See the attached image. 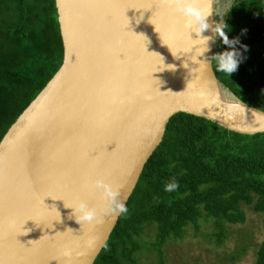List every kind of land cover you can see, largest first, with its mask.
<instances>
[{"label":"water","instance_id":"obj_1","mask_svg":"<svg viewBox=\"0 0 264 264\" xmlns=\"http://www.w3.org/2000/svg\"><path fill=\"white\" fill-rule=\"evenodd\" d=\"M194 3L217 21L216 0ZM55 5L62 64L0 140V264H93L121 213L104 207L92 181L118 189L125 206L174 114L264 132V111L208 63L216 42L197 56L196 33L167 0ZM80 199L103 209L90 224L65 207Z\"/></svg>","mask_w":264,"mask_h":264},{"label":"trees","instance_id":"obj_2","mask_svg":"<svg viewBox=\"0 0 264 264\" xmlns=\"http://www.w3.org/2000/svg\"><path fill=\"white\" fill-rule=\"evenodd\" d=\"M224 22L229 38H239L247 50L237 45L243 59L229 76L216 72L213 61L215 75L264 111V0H231ZM226 47L218 39L214 53ZM62 61L55 0H0V140ZM172 181L178 187L166 192ZM125 207L93 264H132L147 225L157 228L159 247L186 235L222 245L226 224L244 223L246 208L261 216L264 227V132L241 134L204 117L174 114ZM159 258L165 264L161 247ZM253 264H264V240Z\"/></svg>","mask_w":264,"mask_h":264},{"label":"rangeland","instance_id":"obj_3","mask_svg":"<svg viewBox=\"0 0 264 264\" xmlns=\"http://www.w3.org/2000/svg\"><path fill=\"white\" fill-rule=\"evenodd\" d=\"M230 3L231 0H216V15L223 13L219 17L215 15L217 21L223 20ZM245 212L244 223L226 224L227 239L222 245L214 240L205 241L203 237L194 240L190 235L168 239L160 246L165 264H253L255 250L264 240V227L261 216L252 208H246ZM156 235L155 225L143 229L136 242L132 264H158L160 247L155 243Z\"/></svg>","mask_w":264,"mask_h":264},{"label":"clouds","instance_id":"obj_4","mask_svg":"<svg viewBox=\"0 0 264 264\" xmlns=\"http://www.w3.org/2000/svg\"><path fill=\"white\" fill-rule=\"evenodd\" d=\"M167 6L171 8L176 14L183 18L184 29H187L188 32H195L197 35V41H199L198 46L200 51L197 56H204L206 53L211 51V44L216 42L217 37L219 40L226 45L227 47L220 51L213 53L208 63L215 62V71L218 73L229 74L235 72L238 68L239 63L243 59L241 51L237 48V45L240 44V47L245 51L247 46L241 44L239 38L230 39L227 34V24L224 20L213 21L211 25L208 23L207 17L213 14L211 7L205 10L203 7L198 6L194 3V0H167ZM223 13L216 15L217 17L221 16ZM225 19V16H224ZM211 31V35H203L205 31ZM206 63V64H208ZM92 187L102 193V201L104 207L110 208L115 212L126 213L127 208L122 202L117 205L119 200V190L113 188L110 184L102 179H95L92 181ZM178 187V184L175 181H172L165 185L166 192H172ZM72 209V216L80 225L90 224L95 221L103 211V209L98 210L95 207L90 206L86 200H78L75 207L65 206ZM67 254V253H66Z\"/></svg>","mask_w":264,"mask_h":264}]
</instances>
